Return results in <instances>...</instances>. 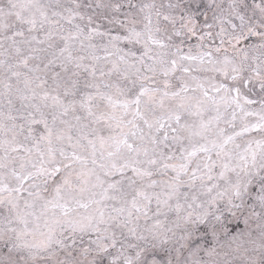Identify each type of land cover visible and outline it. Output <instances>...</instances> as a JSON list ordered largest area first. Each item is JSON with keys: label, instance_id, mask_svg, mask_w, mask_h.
<instances>
[{"label": "snow or ice", "instance_id": "1", "mask_svg": "<svg viewBox=\"0 0 264 264\" xmlns=\"http://www.w3.org/2000/svg\"><path fill=\"white\" fill-rule=\"evenodd\" d=\"M0 264H264V0H0Z\"/></svg>", "mask_w": 264, "mask_h": 264}]
</instances>
